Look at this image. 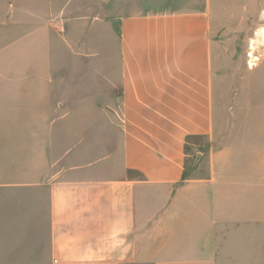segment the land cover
I'll return each instance as SVG.
<instances>
[{"label":"crops","instance_id":"crops-1","mask_svg":"<svg viewBox=\"0 0 264 264\" xmlns=\"http://www.w3.org/2000/svg\"><path fill=\"white\" fill-rule=\"evenodd\" d=\"M184 2L130 3L108 35L105 2L0 0V264H264L212 18Z\"/></svg>","mask_w":264,"mask_h":264},{"label":"rangeland","instance_id":"rangeland-1","mask_svg":"<svg viewBox=\"0 0 264 264\" xmlns=\"http://www.w3.org/2000/svg\"><path fill=\"white\" fill-rule=\"evenodd\" d=\"M76 1L74 15L80 14L78 7L89 3V15L92 18L102 13L98 6L105 2V13L101 17L108 24L106 27L108 35H112L111 30L114 31L115 19L119 15L120 8H123L121 11L123 12L130 3L161 9L175 8L185 3L184 0ZM187 1H197V8L206 10L212 18L214 30L212 39L217 47L218 66L216 72L218 98L213 100L214 123L217 108L221 113L222 123H234L237 126L238 130L226 129L222 135L227 141L232 140L233 136L229 137V135H237L232 149L235 155L247 159L241 164L238 163L244 174L252 171V179L258 182L260 193L255 194L262 198L264 229V0ZM58 2L61 5L63 0ZM97 31L98 28L91 29L93 40L90 48L95 55L94 62L99 52L100 38ZM77 34L78 38H83L82 29H77ZM245 124H250L249 131L242 129ZM222 146V149L228 147L226 142H222Z\"/></svg>","mask_w":264,"mask_h":264},{"label":"bare ground","instance_id":"bare-ground-1","mask_svg":"<svg viewBox=\"0 0 264 264\" xmlns=\"http://www.w3.org/2000/svg\"><path fill=\"white\" fill-rule=\"evenodd\" d=\"M257 59V58H256Z\"/></svg>","mask_w":264,"mask_h":264}]
</instances>
